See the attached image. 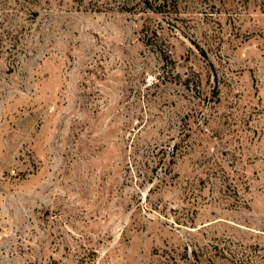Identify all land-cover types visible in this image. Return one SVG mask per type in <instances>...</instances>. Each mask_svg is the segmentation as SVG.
Masks as SVG:
<instances>
[{
    "label": "rangeland",
    "instance_id": "1",
    "mask_svg": "<svg viewBox=\"0 0 264 264\" xmlns=\"http://www.w3.org/2000/svg\"><path fill=\"white\" fill-rule=\"evenodd\" d=\"M0 264H264V0H0Z\"/></svg>",
    "mask_w": 264,
    "mask_h": 264
},
{
    "label": "trees",
    "instance_id": "2",
    "mask_svg": "<svg viewBox=\"0 0 264 264\" xmlns=\"http://www.w3.org/2000/svg\"><path fill=\"white\" fill-rule=\"evenodd\" d=\"M148 8L153 10L162 11L165 8L175 7L177 0H142ZM203 54V50H201Z\"/></svg>",
    "mask_w": 264,
    "mask_h": 264
}]
</instances>
